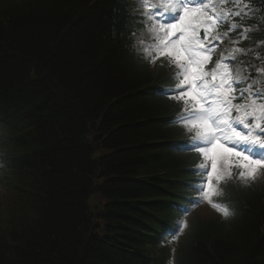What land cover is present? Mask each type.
I'll use <instances>...</instances> for the list:
<instances>
[{
	"label": "trees",
	"instance_id": "1",
	"mask_svg": "<svg viewBox=\"0 0 264 264\" xmlns=\"http://www.w3.org/2000/svg\"><path fill=\"white\" fill-rule=\"evenodd\" d=\"M92 2H0V264H165L141 239L192 193L163 147L176 105L142 100L162 81L125 66L114 0ZM231 199L241 219L195 218L177 264H264V192Z\"/></svg>",
	"mask_w": 264,
	"mask_h": 264
},
{
	"label": "snow or ice",
	"instance_id": "2",
	"mask_svg": "<svg viewBox=\"0 0 264 264\" xmlns=\"http://www.w3.org/2000/svg\"><path fill=\"white\" fill-rule=\"evenodd\" d=\"M221 3H231L233 11L209 8V0H141L151 12L146 19L152 21L154 37L145 46V55L153 60L165 57L178 69L173 77L175 87L160 88L156 94L184 102L183 114L168 123L182 124L194 133L193 139L177 145L176 149L196 152L207 161L192 170L201 179L186 185L199 195L186 198L177 209L180 219L164 233L173 239L187 227L183 217L203 202H208L225 218L233 215L234 206L214 202L215 197L224 194L220 185L239 179L248 186L264 172V88L260 87L264 84V67L256 68L249 77L231 67L237 53L246 55L247 51H254L258 60L259 52L233 48L228 57L221 55L213 68H206L218 43L227 35L216 29L228 24L229 31L237 30L239 25L230 22L229 17H239L241 21L253 18L247 4L245 10H240V0H221ZM256 18L264 22V17ZM250 30L251 26L242 29V39L247 38ZM237 100L241 102L235 103Z\"/></svg>",
	"mask_w": 264,
	"mask_h": 264
},
{
	"label": "rangeland",
	"instance_id": "3",
	"mask_svg": "<svg viewBox=\"0 0 264 264\" xmlns=\"http://www.w3.org/2000/svg\"><path fill=\"white\" fill-rule=\"evenodd\" d=\"M196 215H198L199 218H204V217H208L209 216V213H208L207 209H202V211H200Z\"/></svg>",
	"mask_w": 264,
	"mask_h": 264
}]
</instances>
